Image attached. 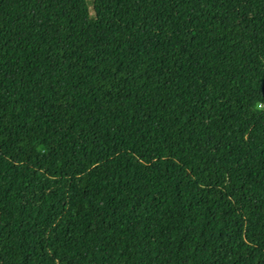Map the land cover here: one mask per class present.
<instances>
[{
  "label": "trees",
  "instance_id": "trees-1",
  "mask_svg": "<svg viewBox=\"0 0 264 264\" xmlns=\"http://www.w3.org/2000/svg\"><path fill=\"white\" fill-rule=\"evenodd\" d=\"M0 264H264V0H0Z\"/></svg>",
  "mask_w": 264,
  "mask_h": 264
}]
</instances>
